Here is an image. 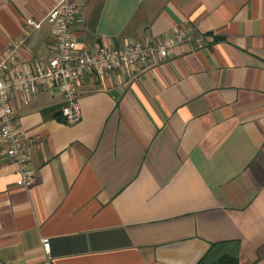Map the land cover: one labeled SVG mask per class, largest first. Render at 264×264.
<instances>
[{"label":"crops","instance_id":"0c3cea01","mask_svg":"<svg viewBox=\"0 0 264 264\" xmlns=\"http://www.w3.org/2000/svg\"><path fill=\"white\" fill-rule=\"evenodd\" d=\"M59 1L0 0V54L32 19L15 63L45 62ZM70 2L83 51L181 35L166 59L80 78L73 124L57 87L12 94L34 177L17 187L0 143V264H196L229 241L264 264V0Z\"/></svg>","mask_w":264,"mask_h":264},{"label":"built area","instance_id":"2783aa9c","mask_svg":"<svg viewBox=\"0 0 264 264\" xmlns=\"http://www.w3.org/2000/svg\"><path fill=\"white\" fill-rule=\"evenodd\" d=\"M77 7L70 0H60L44 16L52 26V49L45 62H33L21 69L15 59L24 45L25 38L40 28L41 22L26 21L23 35L12 41L0 54V143L10 162L15 165V185L28 188L33 180L26 143L17 131L14 110L11 106L12 94L21 98L36 96L41 89L57 87L63 102L60 113L64 121L73 124L80 120L81 109L78 102L77 82L84 76L104 77L116 69L128 70L145 67L156 59H166L174 51V37L163 36L154 40L120 38L116 43H103L92 51L78 48L73 23ZM35 140L30 144L34 145ZM42 248L49 250L48 239H42Z\"/></svg>","mask_w":264,"mask_h":264},{"label":"trees","instance_id":"16d2710c","mask_svg":"<svg viewBox=\"0 0 264 264\" xmlns=\"http://www.w3.org/2000/svg\"><path fill=\"white\" fill-rule=\"evenodd\" d=\"M61 120H63L61 118ZM239 245L237 242L214 243L205 256L196 264H238Z\"/></svg>","mask_w":264,"mask_h":264}]
</instances>
